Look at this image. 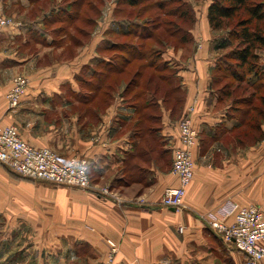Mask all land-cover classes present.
<instances>
[{"label": "crops", "instance_id": "1", "mask_svg": "<svg viewBox=\"0 0 264 264\" xmlns=\"http://www.w3.org/2000/svg\"><path fill=\"white\" fill-rule=\"evenodd\" d=\"M0 1L5 9L20 1L27 5ZM208 6L206 29L197 18L191 30V52L181 46L162 55L185 92L176 108L175 97L166 101L169 93L162 87L127 93L122 85L107 106L101 94L94 98L95 89L82 76L110 61L105 52L113 41L104 39L102 24L97 39L85 41L70 60L53 58L47 65H39V52L30 54L29 28L19 24L0 33V125L17 127L26 142L52 149L61 162L85 159L92 182L82 190L34 181L0 164V264H101L111 253L109 242L117 245L114 264L246 263L209 217L232 204L264 202V139L251 147L228 140L236 123L229 124L228 106L211 86L225 37L212 30ZM117 30L116 23L111 31ZM43 42L53 46L52 39ZM261 57L264 64V52ZM17 75L27 77L29 86L19 106L10 109L6 95ZM138 92L143 98L133 102ZM185 115L198 130L199 146L184 207L176 210L164 207L162 197L178 185L171 166ZM137 127L156 129L140 137ZM104 188L110 193L103 194Z\"/></svg>", "mask_w": 264, "mask_h": 264}, {"label": "trees", "instance_id": "2", "mask_svg": "<svg viewBox=\"0 0 264 264\" xmlns=\"http://www.w3.org/2000/svg\"><path fill=\"white\" fill-rule=\"evenodd\" d=\"M137 3L138 0H125L124 2L120 0V2L116 3L113 15L118 25V30L113 32L116 39L112 40V46L106 51H116L119 55L113 58L108 52H105V55L110 57V61L108 63L101 62L91 72L89 77L82 76L84 85L95 89L93 91L94 98H96L97 93L101 94L103 103L106 106L110 104L114 91L122 85H125V92L127 93L131 90L162 87L169 93L165 100L175 97V108L179 107L185 101V92L182 90L181 85L177 83L176 71L172 69L169 62L164 61L162 58L166 50L154 52L150 51V49L157 45L155 43L156 40L165 45L174 43L171 48L174 47L175 49L181 46L184 48L189 47L192 42L191 30L196 24L197 18L192 15L191 12L193 10L190 7V11L176 9L162 14V10L167 5L165 1L153 2L145 7L146 12L150 9L157 10V12L160 11L156 15L157 18L164 16L160 24H153L150 29L146 26H140L136 20L130 17H119V13L124 10L121 6L122 4L124 7L125 5L135 7ZM189 12L190 14L187 15ZM83 14L84 12L81 13V15ZM101 15L102 13L99 14L100 17ZM68 17L71 21L76 20V16L71 17V15H68ZM165 17H171L172 19L167 20ZM207 17L212 30L223 34L225 37L222 38L219 47L222 49V54L211 73V86L219 95V102L225 104L226 100L224 97L230 98L234 94L232 83H225L219 88L220 84L225 82L227 78L234 79L240 83L245 82L246 86L252 89L249 95L233 101V104H235L238 100H245L246 103L244 104H246V107L242 109V118L229 131L232 136H228V140H233V143L240 147L254 146L264 139L262 128L264 126V64L261 57V53L264 52V0H210ZM97 18L93 19L86 16L85 23L90 27L93 26L94 29L85 31L80 27L78 33L81 36L85 34H89V37L92 36L98 25L99 17ZM157 18L154 19L155 22L159 21ZM186 20L191 23L189 29L183 26ZM157 31H166L169 35L166 38H156ZM123 39L126 40L125 43H123ZM136 40L140 43L136 42ZM51 43H54V40ZM78 44L81 45L80 42ZM234 44L235 47H233ZM228 48L230 51L226 53L225 51ZM118 61H122V64L119 65ZM148 70H151V72H146ZM148 73L149 75L147 76ZM239 88L236 87L235 91ZM249 89L246 93L249 92ZM139 95L141 93L138 92L133 96V102L143 98ZM257 96H259L260 106L254 103V99ZM80 99L81 97H78V101ZM82 100L81 102H84L86 97H82ZM142 109L139 107L138 110ZM141 113L137 121L139 123L141 121ZM226 114L229 119V109H227ZM155 129L154 127L150 129L137 127L135 133L140 137H145L150 132H154Z\"/></svg>", "mask_w": 264, "mask_h": 264}, {"label": "built area", "instance_id": "3", "mask_svg": "<svg viewBox=\"0 0 264 264\" xmlns=\"http://www.w3.org/2000/svg\"><path fill=\"white\" fill-rule=\"evenodd\" d=\"M14 26L13 21L0 12V33ZM29 86V80L17 76L6 95L10 109L19 106ZM194 108L191 107L190 111ZM180 144L173 151L171 173L177 177L178 185L164 190L162 205L167 208L182 209L189 186L195 176L194 152L199 146L198 130L190 116H185L179 124ZM0 164L16 174L34 181L50 182L60 186L82 190L92 188L89 177L88 161L73 157L61 162L58 155L50 148H37L26 142L18 128L0 125ZM108 194L107 189L102 190ZM232 219L227 224L228 218ZM219 219V220H217ZM212 228L218 230L226 242L246 256L245 264H262L264 261V202L260 205L239 206L232 204L216 216H210ZM111 253L101 264H114L117 245L109 242Z\"/></svg>", "mask_w": 264, "mask_h": 264}, {"label": "rangeland", "instance_id": "4", "mask_svg": "<svg viewBox=\"0 0 264 264\" xmlns=\"http://www.w3.org/2000/svg\"><path fill=\"white\" fill-rule=\"evenodd\" d=\"M122 1L124 2L125 0ZM158 1H165V3L167 4H165L166 6L164 10H162V14H166L171 10L174 11L176 9L183 11H190L192 9L193 11L191 13L192 15H194V17L198 18L199 26L202 31L206 29L204 18L205 11L207 9V6L209 5L210 0H138V3L135 7H129L125 5V8L122 4L121 6L124 8V10L119 13V17H130L136 20L140 26H146L150 29L153 24H160L162 18L164 19V16L162 18H157L156 15L160 13L159 9V12H157V10L151 9H147L149 11L146 12L145 7L151 5L153 2L156 3ZM24 2L27 5L23 6L22 2L20 1L10 3L8 8L5 9V7L7 6H4L2 1H0V12L5 18L13 21L14 26L20 24L24 26V28L26 27V29L29 28L34 40L32 48L29 49V51L30 54L31 52L34 54L36 52L42 54L40 56L39 65H47L53 58L57 60L58 63H60V61H68L79 52L81 48L80 46H82V43H84L89 37V34L81 36L78 33L79 28L81 27L85 31H92L94 29L93 26L90 27L89 25H87V23H85L86 16L93 19L99 17L98 25L102 24L101 27L105 28L106 33L104 34V39L106 41H112L113 39H116V36L113 35L111 29L112 26L116 24L113 11L116 7V3L120 2V0H24ZM82 12H84L83 15H81ZM8 13H10V15ZM100 13H102L101 17L99 16ZM189 14L190 12L187 15ZM68 15H71V17L76 16V20L71 21ZM156 18L159 20L158 22H155L154 19ZM165 19L171 20L172 18L165 17ZM184 22V28L189 29L191 23L188 20ZM98 25L89 39L92 37H95L94 39H97L99 28ZM167 35H169V33H167L166 31H157L156 38H166L168 37ZM34 37H36V39L38 40L34 39ZM48 39L54 40V43H52L53 46L50 45L49 47L43 42H46V40ZM122 41H124L123 43L126 42V40L124 39ZM78 42H80L81 45H77ZM136 42L140 43L137 40ZM155 43L157 45L151 47L150 51L152 50L155 52L158 50H169L171 46L174 45V43L165 45L160 43L158 40H156ZM233 47H235V44L233 45ZM49 48L51 49V52H49ZM185 49L187 54L191 52L190 47H187ZM229 51L230 50L228 48V50L225 52L227 53ZM108 54L113 58H116L119 55L116 51L108 52ZM118 63L119 65H121L122 61H118ZM146 72L150 73L151 70H148ZM149 73L147 74V76L149 75ZM225 83H232L234 88L232 90L234 93L232 97H224V99L226 100L225 105L228 106L230 112L228 122L231 125L237 123L242 118V109L246 107V104H244L246 103L245 100H238L235 102V104H233V101L237 100V98L249 95L252 92V89H249L246 86L245 82L240 83L234 79L228 78L225 82L220 84L219 88L225 85ZM236 87L240 88L235 91ZM248 89L249 92L246 93ZM254 103L257 106H260L259 96L254 99ZM109 193L110 191L108 190V194ZM0 219L2 218L0 217ZM3 219H7V217L3 216Z\"/></svg>", "mask_w": 264, "mask_h": 264}]
</instances>
